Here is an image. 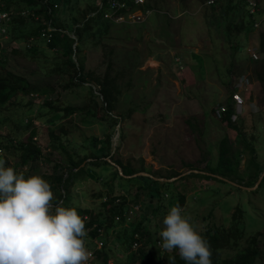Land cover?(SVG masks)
I'll return each instance as SVG.
<instances>
[{
  "label": "rangeland",
  "instance_id": "374dc122",
  "mask_svg": "<svg viewBox=\"0 0 264 264\" xmlns=\"http://www.w3.org/2000/svg\"><path fill=\"white\" fill-rule=\"evenodd\" d=\"M241 1L237 8L245 9ZM144 2L151 6L152 12L143 21L132 22L128 17L121 22L107 21L105 25L104 20H97L98 26L91 28L95 36L79 54L84 74L88 73L86 81L80 84L64 73L51 72L63 66L64 57L59 51L49 50L42 38L31 37L6 45L7 33L1 40L0 71L15 73L23 78V83H36L42 90L15 91L0 105V141L7 138L26 141L34 127L33 141L42 158L34 170L28 165H18V154L13 149H1L0 159L6 161L5 167H13L25 178L40 175L48 181L49 175L56 171L54 162L61 166V171L67 166L66 153L51 150L50 131L62 136L67 153L76 158L86 155V163L93 161L92 155L101 156L93 139L110 135L112 159L133 168L142 165L164 178L172 172L181 174L191 168L213 167L219 141L226 137L238 162L233 181L177 176L165 195L167 209L162 215L153 214V204H158L155 198L150 199L145 191L136 194V183H128L127 190L123 186L112 190L110 179L116 167L109 162L110 155L104 157L109 160L108 165L87 164L85 172L68 184L67 199L61 206L87 209L89 214L83 213V218L88 222V217H96L103 208L102 202L111 194L125 193L127 210L134 200L144 204L152 201L145 210L139 204L129 209L122 224L101 229L100 235L93 239L86 237V247L93 253L88 264H102L103 258L94 250H101L103 245L108 257L106 264H139L137 257L128 262L141 244H132L127 250L129 234L138 222L143 229L148 228L153 233L151 247L163 262L168 252L160 246L159 232L178 192L184 195L183 214L191 217L198 232L212 231V226L227 228L238 205L243 210L244 236L237 248H223L220 257L233 255L253 237L258 240L261 252L255 264H264V180H258L260 174L251 175L253 168L247 169L249 156L241 149L244 142L250 143L256 151V163L264 170V91L255 76L264 63V52L258 50L264 20L259 30L237 33L233 26L238 20L237 10L235 14L225 13L224 9L222 12L220 2ZM258 2L264 11V0ZM19 3L12 0L14 11ZM85 5L82 0L78 7L81 10ZM82 22L79 17L78 23ZM33 26L28 23L26 29ZM251 48L256 50L252 52ZM31 49L34 54L29 53ZM104 73L113 78L115 85L116 99L110 111L104 108L98 92L100 84L96 83ZM240 76H247L250 84L249 90L242 92L245 105L234 122L237 128H233L214 115V107L225 103L236 89V77ZM62 106L73 107L74 112L65 116L58 110ZM252 180L253 188H243L252 187L247 184ZM61 188L66 191L64 186L60 191Z\"/></svg>",
  "mask_w": 264,
  "mask_h": 264
},
{
  "label": "trees",
  "instance_id": "16d2710c",
  "mask_svg": "<svg viewBox=\"0 0 264 264\" xmlns=\"http://www.w3.org/2000/svg\"><path fill=\"white\" fill-rule=\"evenodd\" d=\"M82 0H19V4L16 6L17 10L14 11L11 6L12 0H1L2 6L1 9L4 10H12L13 14L10 17V20L7 22V33L8 38L5 41V44H10L15 42V44L20 43L31 37L39 38V30L44 26L43 21L46 23H50L54 30L52 31L51 38L46 44L49 50L59 51L60 54L64 57L63 66L55 67L51 72L57 74H66L69 76L70 80H75L79 84L86 81V75L84 74V66L83 59L80 56V52L82 47L92 38L93 35L91 28L94 26H98L99 19L104 20V24L106 22H110L109 20L102 17L100 12L96 11L94 4L91 0H84L85 7L83 9H79L78 5ZM129 4H131L132 0H126ZM205 1V0H200ZM219 3L220 8L225 10V13L231 11L235 14L237 10L238 20L236 24H233L237 33H241L243 31H249L251 28V23L246 13V10L241 7L237 8L238 3L242 2L241 0H214L213 3ZM146 5L149 4L146 2ZM148 7H151L150 5ZM29 10V14H20L19 11L21 9ZM90 13L92 15H90ZM79 17L83 18L82 24H79ZM33 23L34 26L26 29V24ZM232 23V21H230ZM229 24V23H228ZM259 40H258V50L259 52H264V31H259ZM93 35V36H92ZM2 42L0 41V50L2 48ZM15 51H18L16 49ZM29 53L34 54L35 50H29ZM1 61V60H0ZM4 74V75H3ZM255 76L259 82L262 84V88L264 91V63L258 67ZM23 78L15 73L6 71L2 73L0 71V105L3 104L8 97L18 91L29 92V93H38L42 90L40 86L36 83H23ZM96 83L100 84V88L98 90L101 95V99L104 103V108L107 111L113 109V102L116 99L115 94V85L113 78H109L107 73H104L102 78L96 79ZM91 90V87L88 86ZM93 94V92H92ZM226 105L225 112L223 116L220 118L221 121H224L227 125L237 128L236 123L230 120V113H232V93L229 95L224 103ZM63 112V115H68L69 113H73V107L62 106L60 109ZM114 121H117L116 118H112ZM29 121V120H28ZM31 120L28 124H30ZM118 123V122H117ZM51 139V150H59L60 152L66 153L67 156V166L65 170L61 171V166L58 163H53L55 166V170L51 175H49L48 182L51 185V189L55 192L57 202L60 193V186L65 187V193L62 203L57 204V206H61L63 202L67 199L68 184L74 179L78 178L81 174L85 172V167L87 164H99L108 165V161L104 159V157L109 156L111 153V136L106 135L104 139H93V142L96 145L97 151L100 152V155H92L93 161L90 163H86L87 156L83 155L82 157H74L71 153H67L65 146L63 144L62 136L58 134H54L50 131ZM121 136V132L119 131L118 137ZM35 137V128L31 127L28 136L26 137V141H15L10 138H7L4 141H0V150L1 149H13L17 151L18 161L17 164L20 166L28 165L29 169L34 170L38 167L40 160L42 158V153L38 145L33 141ZM246 141V140H245ZM242 151H245L248 156L247 169L250 170L253 168V172L251 175L258 177L260 172L262 171L261 167L255 161L256 151L255 148L247 142H244V146L241 148ZM234 154L231 150L230 144L226 137H223L219 141L218 146V157L216 161V165L209 166L206 165V168L196 169L198 171H190L185 176H179V179H183L184 177L189 176H197L204 179H215L218 181H223L224 179L218 178L220 176L225 178L226 181H233V176L237 173L238 162L234 159ZM111 161L117 164L122 171V175L118 173L117 169L114 170L110 182L112 183V190L114 188L119 189L122 186L125 190L129 186L128 183H136V194L142 191H145V195H147L150 199L155 198L158 204H153V214L156 216L162 215L164 209H167L165 204V195L169 191V187L172 184V180H159L154 178L155 176L148 169L141 165V167L133 168L131 165L124 164L118 159H112L110 155ZM97 162V163H96ZM75 169L72 171L71 169ZM192 170V168L190 169ZM66 171V172H65ZM146 172L151 176L136 174L133 176L126 177L125 175H132L137 172ZM204 171V172H203ZM64 172L66 176L63 177ZM208 172V173H205ZM248 174V173H247ZM180 175V173L172 172L169 176H163L164 178H173ZM158 178H162L160 176H155ZM264 180V175L261 178V181ZM240 184V181H238ZM249 186L254 184V181H250L247 183ZM246 184V185H247ZM239 187V186H237ZM172 194V193H170ZM101 197V195H100ZM139 201L134 200L130 207L134 208L138 204L140 207L145 210L148 206V203H138ZM184 202V195L181 193H177L175 197L174 205L179 204L182 206ZM103 208L98 212L96 217H88L89 221H85L86 230L89 238H94L100 235V231L106 230L109 227H114L117 223L122 224L125 221L126 212L131 209L127 206L126 195L125 193H117L111 194L107 197L106 201L102 202ZM145 207V208H144ZM78 214L83 218V213L89 214L87 209H79L75 207ZM143 217H146L143 215ZM243 210L240 206L235 207V211L231 215V222L227 228L223 227H213L212 231L205 230L204 232H199L210 244L212 256L211 261L212 264H255V261L258 259V256L261 254L260 247L258 245V240L255 238H250L247 244L236 250L233 255H230L226 258L221 259L220 254L223 248L234 247L237 248L240 240L244 236V228L242 224ZM107 232V231H106ZM153 233L150 232L148 228L143 229L141 227V223L138 222L135 224L131 233L129 234L128 246L127 250H130L133 243L136 245L141 242L140 246L131 253V257L128 258V262H134L138 258L139 264H186L184 260H182L176 251L172 253H167L165 260L162 262L160 260L159 255L155 253L152 249L151 245L153 244L152 239ZM91 247H94L93 243H90ZM101 250H94L97 256L103 258L102 264H106L107 254L103 251L105 245L101 247ZM174 258V259H173Z\"/></svg>",
  "mask_w": 264,
  "mask_h": 264
},
{
  "label": "clouds",
  "instance_id": "9594fccd",
  "mask_svg": "<svg viewBox=\"0 0 264 264\" xmlns=\"http://www.w3.org/2000/svg\"><path fill=\"white\" fill-rule=\"evenodd\" d=\"M5 163L0 159V264H88L93 253L86 247V218L74 207L54 208L42 176L25 178ZM183 213L179 204L169 209L161 248L176 251L186 264H212L209 242Z\"/></svg>",
  "mask_w": 264,
  "mask_h": 264
},
{
  "label": "built area",
  "instance_id": "2783aa9c",
  "mask_svg": "<svg viewBox=\"0 0 264 264\" xmlns=\"http://www.w3.org/2000/svg\"><path fill=\"white\" fill-rule=\"evenodd\" d=\"M94 3V7L97 12L102 14V17L111 21V22H121L126 18L130 17L132 22L143 21L146 17L152 12L151 7L146 5L144 0H132L129 4L126 0H91ZM214 0H207V3L211 4ZM245 4V10L248 15V18L251 23L252 29L259 30L263 25L264 20V11L261 10L258 0H243ZM0 0V6H2ZM20 14H29V10L21 9ZM13 14L12 10H4L0 8V41L5 38L7 35V22L10 20L11 15ZM44 26L39 30V37L42 38L45 42H48L51 38L52 31L54 27L50 23L43 21ZM256 49L251 48V51L254 52ZM250 80L247 76L236 77L234 86L236 89L232 92V113H230V120L236 122L237 119L242 115L245 99L242 95V92H247ZM225 104H217L214 107V115L220 119L225 112ZM74 171L75 169H71ZM66 172V171H65ZM64 175L66 176V173ZM64 176V177H65ZM62 187V186H60ZM61 196L57 202H52L53 206L62 203L64 198V191L61 188ZM137 207V206H135ZM134 207V208H135ZM136 245V243H133Z\"/></svg>",
  "mask_w": 264,
  "mask_h": 264
},
{
  "label": "water",
  "instance_id": "95a60500",
  "mask_svg": "<svg viewBox=\"0 0 264 264\" xmlns=\"http://www.w3.org/2000/svg\"><path fill=\"white\" fill-rule=\"evenodd\" d=\"M108 161H109V160H108ZM109 162L112 163V164L116 167L118 173L122 175L121 168H120L117 164H115L113 161H109ZM191 171L196 172V171H198V170L192 169ZM188 172H189V171H186L185 173H188ZM185 173H181L180 175H183V174H185ZM136 174H143V175L151 176L150 174H148V173H146V172H143V171L137 172V173L132 174V175H125V176H126V177H129V176H133V175H136ZM180 175H178V176H180ZM263 175H264V170H262V172H261L260 175H259V178H258L259 181H260V179L262 178ZM153 177L156 178V179H159V180H172V179L175 178V177H173V178H158V177H155V176H153ZM217 177L225 180V178H222V177H220V176H217ZM258 180H257V181H258ZM243 188H245V189H246V188H247V189H251V188H253V186H252V187H243Z\"/></svg>",
  "mask_w": 264,
  "mask_h": 264
}]
</instances>
